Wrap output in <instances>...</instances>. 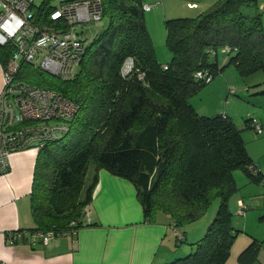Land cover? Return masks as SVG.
Here are the masks:
<instances>
[{
    "label": "trees",
    "instance_id": "16d2710c",
    "mask_svg": "<svg viewBox=\"0 0 264 264\" xmlns=\"http://www.w3.org/2000/svg\"><path fill=\"white\" fill-rule=\"evenodd\" d=\"M100 2L106 25L87 42L72 78L28 61L21 62L17 73L18 79L56 90L78 105L67 120L68 130L37 150L29 195L36 224L28 230H52L55 235L76 231L83 224L97 170L104 168L133 182L146 220L162 211L179 226L199 217L219 197L217 213L193 243L195 250L163 264H224L239 231L228 204L236 188L234 171L260 181L264 172L252 162L240 129L226 112L198 114L188 99L207 82L196 78V71L218 72L224 45L232 48L227 62L241 74L264 70L258 0H218L195 17L167 20L172 53L171 62L164 63L167 68L155 56L142 0ZM56 6L55 0H41L35 22L66 28L61 19L50 18ZM14 49L12 41L0 45L1 65ZM128 56L141 78L137 72L121 75ZM90 162L95 171L85 185ZM260 244L252 240L240 253V263L256 259Z\"/></svg>",
    "mask_w": 264,
    "mask_h": 264
},
{
    "label": "crops",
    "instance_id": "0c3cea01",
    "mask_svg": "<svg viewBox=\"0 0 264 264\" xmlns=\"http://www.w3.org/2000/svg\"><path fill=\"white\" fill-rule=\"evenodd\" d=\"M258 10L264 26V0H258ZM246 150L264 172V136L253 138ZM36 153L27 149L12 154L9 171L0 175V264H163L192 252L193 243L203 236L205 223L191 235L179 229L180 240L171 230L168 214L157 211L152 220L144 219L133 182L99 168L83 224L74 234L67 231L44 243L28 230L36 224L29 200ZM236 176L246 185L236 206L241 200L247 208L241 217H232V225L239 231L224 264H241L240 253L254 239L261 244L249 264H264V180L250 179L242 170ZM9 235L14 236L11 241Z\"/></svg>",
    "mask_w": 264,
    "mask_h": 264
},
{
    "label": "built area",
    "instance_id": "2783aa9c",
    "mask_svg": "<svg viewBox=\"0 0 264 264\" xmlns=\"http://www.w3.org/2000/svg\"><path fill=\"white\" fill-rule=\"evenodd\" d=\"M39 4L35 0H0V45L12 41L15 49L5 65H2V87L0 90V175L9 171L12 154L27 149L38 150L47 141L59 138L68 130L67 120L78 109V105L53 89L31 85L17 78L22 61L31 62L60 77L72 78L87 42L94 36L93 27L101 20L100 0H59L51 10L52 20H62V26L50 27L35 22V11ZM142 8L149 10L150 3ZM224 55L232 48L224 45ZM167 68V65H163ZM137 72L133 57L124 59L120 72L123 77ZM195 77L210 81L208 70H198ZM26 124L18 126L20 123ZM28 122V123H27ZM256 132L264 131L262 122L255 117L249 120ZM264 180V176H262ZM243 209L244 203L239 200ZM246 207V205H245ZM74 221H71L73 224ZM177 226L173 228L175 230ZM74 234L76 231H70ZM46 243L55 236L52 230L34 233ZM176 236L182 239L177 230ZM14 236H8L11 241Z\"/></svg>",
    "mask_w": 264,
    "mask_h": 264
},
{
    "label": "rangeland",
    "instance_id": "374dc122",
    "mask_svg": "<svg viewBox=\"0 0 264 264\" xmlns=\"http://www.w3.org/2000/svg\"><path fill=\"white\" fill-rule=\"evenodd\" d=\"M217 1L218 0H142L143 3L151 4L149 10H144V19L152 41L155 56L159 62L162 64L169 63L172 59V53L166 42L167 20L180 17H195L202 11L212 8ZM40 2L41 0H35L37 4ZM55 2L59 4V0H55ZM105 25V18L96 21L93 27V34L102 30ZM218 54V72L210 81L203 83L197 92L190 95L188 101L198 114L215 115L226 112L237 128L240 129L246 146L250 147L253 138L264 136V131L258 133L253 128L246 125L247 119L255 117L261 121L262 126H264V70H257L250 74H241L234 64L227 62L226 58H223L222 53L219 52ZM132 73H135L134 70ZM130 75L131 74L126 77ZM94 171L95 164L94 162H90L85 176V185H88ZM238 171H240V169L234 171L236 188L232 191L228 199L233 218L241 217L247 208L245 202L242 201L244 207L240 210L242 206L239 200L236 206V198L242 195L246 187V185L238 182V177L236 176ZM241 173L246 177L243 172ZM218 205L219 197L212 198L206 210L199 217L179 226L176 225V229H180L189 235L196 231L195 228L202 227L204 223L207 229L217 213ZM170 226L173 234L178 238L175 234L177 230L173 228V225ZM206 229H204V233ZM183 243L185 244L186 241ZM181 256L177 255V258Z\"/></svg>",
    "mask_w": 264,
    "mask_h": 264
}]
</instances>
